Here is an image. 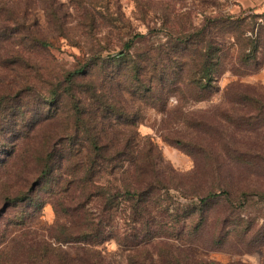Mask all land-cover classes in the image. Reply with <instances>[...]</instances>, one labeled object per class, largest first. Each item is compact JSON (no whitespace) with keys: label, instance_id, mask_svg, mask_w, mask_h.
Wrapping results in <instances>:
<instances>
[{"label":"trees","instance_id":"16d2710c","mask_svg":"<svg viewBox=\"0 0 264 264\" xmlns=\"http://www.w3.org/2000/svg\"><path fill=\"white\" fill-rule=\"evenodd\" d=\"M42 1L56 36L41 27L40 0H0V44H10L0 66L14 71L0 87V170L26 157L33 175L5 194L2 211L14 208L24 225L53 203L66 217L54 228L58 242L95 251L115 239L129 246L128 264H223L196 252L264 248L262 89L231 83L224 92L231 107L219 109V124L186 110L219 92L225 73L264 67V14H207L200 24L165 18L166 38H131V27L115 31L123 24L120 10L71 0L80 26L90 33L109 28L107 45L93 43L82 60L55 71L47 63L52 39L69 30L67 13L59 0ZM146 110L184 125V133L165 139L194 157L189 175L165 161L152 137L139 139ZM254 199L255 215L244 214Z\"/></svg>","mask_w":264,"mask_h":264},{"label":"rangeland","instance_id":"374dc122","mask_svg":"<svg viewBox=\"0 0 264 264\" xmlns=\"http://www.w3.org/2000/svg\"><path fill=\"white\" fill-rule=\"evenodd\" d=\"M59 1L65 5L61 9L67 13L64 16V21L69 30L66 32V36L52 39L50 63H47V65L55 71L63 67L71 68L78 59L82 60L93 43L100 42L103 46L107 45L106 37L109 32V28L102 25L97 26L90 33L89 27L83 28L79 25L81 18L75 4L71 0ZM84 2H99L104 10L108 6L112 13L120 10L123 13V24H119L115 31L125 34L131 27V34H133L131 38H135L139 32L148 34V37L166 38V30L162 25L165 18H168L171 21L170 23L193 21L195 24H200L207 14H264V6L242 8L237 5L236 0H84ZM18 6L19 13H24L22 3H19ZM46 7L47 2L40 0L37 15L41 27L46 33L52 32L53 36H56L59 31L57 30L55 34L54 30H50ZM141 10L149 12L146 19L142 17ZM258 22H264V16H261ZM257 31L256 28L255 36ZM98 39L100 40L98 41ZM114 42H116V39H114ZM8 48H10L8 42L0 44L1 53ZM259 57L264 63V48L261 50ZM13 73L14 71L11 68L0 66V87L12 78ZM233 82L241 83L258 91L261 88V94L264 96V67L257 72L244 76L235 75L231 72L225 73L219 81L221 87L219 92H216L208 100L187 105L186 110L194 111L206 120L214 119L218 124L221 123V116L218 111L222 108L231 107V96H225L224 92ZM176 105L177 100L173 98L170 101V106L174 107ZM145 113L146 119L139 126V139L152 137L163 152L165 161L169 162L181 174L189 175L196 165L194 157L181 146L165 139L167 136L173 137L184 133V125L175 120L164 122L166 115L157 113L155 110H146ZM25 161L26 157H21V159H16L15 162L11 161L0 170V264H128V255L131 253L127 249L129 246L120 244L115 239L100 243L94 247L95 251H87L84 247H81H87L86 243L58 242L54 237V228L58 221L65 222L66 217L57 214L53 203H47L40 213L27 219L24 225L16 221L14 208L9 209L5 214L2 211L5 208V194L10 190L18 191L25 183V179L33 177L25 169L27 165ZM41 193L43 197L46 196L44 192ZM238 202V207H240L241 201ZM250 204H252L250 209L245 211V208H243L242 212L254 216L256 209L259 208L260 201L254 199ZM22 210L20 208L17 212ZM153 252L156 256L160 249ZM195 258H206L223 264L231 263V261H241L245 264H262L264 248L257 249L252 253H246L241 248L234 246H229L223 251L209 252L207 249H200L197 250Z\"/></svg>","mask_w":264,"mask_h":264},{"label":"crops","instance_id":"0c3cea01","mask_svg":"<svg viewBox=\"0 0 264 264\" xmlns=\"http://www.w3.org/2000/svg\"><path fill=\"white\" fill-rule=\"evenodd\" d=\"M242 8H257L264 6V0H236Z\"/></svg>","mask_w":264,"mask_h":264}]
</instances>
